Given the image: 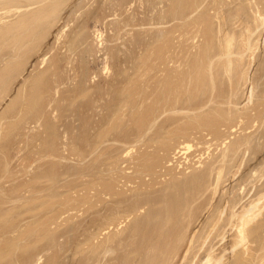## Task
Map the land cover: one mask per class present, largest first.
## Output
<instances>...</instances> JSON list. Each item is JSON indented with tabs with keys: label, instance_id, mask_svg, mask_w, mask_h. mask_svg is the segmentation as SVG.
I'll return each instance as SVG.
<instances>
[{
	"label": "rangeland",
	"instance_id": "obj_1",
	"mask_svg": "<svg viewBox=\"0 0 264 264\" xmlns=\"http://www.w3.org/2000/svg\"><path fill=\"white\" fill-rule=\"evenodd\" d=\"M0 26V264H264V0H0Z\"/></svg>",
	"mask_w": 264,
	"mask_h": 264
},
{
	"label": "bare ground",
	"instance_id": "obj_2",
	"mask_svg": "<svg viewBox=\"0 0 264 264\" xmlns=\"http://www.w3.org/2000/svg\"><path fill=\"white\" fill-rule=\"evenodd\" d=\"M31 2V1H30ZM7 10V9H6ZM55 14V13H54ZM48 16V15H47ZM37 17V16H36ZM45 18V17H44ZM36 19V18H35ZM41 19V18H40ZM37 20V19H36ZM31 25H33V24H31ZM1 27V26H0ZM21 27V26H20ZM30 27V26H29ZM161 32V31H160ZM167 37V36H166ZM11 38V37H10ZM5 40V39H4ZM33 41V40H32ZM30 42V41H29ZM24 48V47H23ZM151 52H152V49H151ZM153 72V71H152ZM158 80V79H157ZM153 81V80H152ZM152 95V94H151ZM24 99V98H23ZM1 122H3V121H1ZM57 135V134H56ZM222 172V171H221ZM220 172V173H221ZM219 176V175H218ZM166 190V189H165ZM166 193L168 194V192L166 191ZM166 197H168L167 195L166 196H164V198H166ZM174 197V196H173ZM174 198H172L171 196H170V198H166V200L165 201H171V200H173ZM188 199V198H187ZM255 199V198H254ZM264 199V198H263ZM248 201V200H247ZM177 202V201H176ZM171 203V202H170ZM179 203V202H178ZM249 203H250V201H249ZM254 204H255V202H254ZM253 204V205H254ZM264 204V203H263ZM173 205V204H172ZM246 205V204H245ZM243 206H244V204H243ZM247 206V205H246ZM252 206V205H251ZM250 206V207H251ZM247 207H249V206H247ZM244 208V207H243ZM177 209V208H176ZM241 209H242V207H241ZM246 209V208H245ZM260 209V208H259ZM180 211V210H179ZM222 211V210H221ZM220 211V212H221ZM252 211V208L250 209L249 208V210L245 213V215H243L242 217H241V225H239L240 227H239V232H240V234H239V240H238V244H240V243H243L245 240H248V239H246L247 238V233H246V230H245V228H246V226L247 225H249L250 224V222L252 221V219L254 218V217H257L256 215L255 216H252V217H247V215L250 213ZM165 212V211H164ZM164 212H163V214H164ZM258 212V211H257ZM260 212V211H259ZM258 212V213H259ZM262 212V211H261ZM176 213V212H175ZM220 214V213H219ZM153 216V215H152ZM222 216V215H221ZM220 216V217H221ZM167 217V216H166ZM163 218V217H162ZM237 218V217H236ZM171 220V219H170ZM169 220V221H170ZM231 222V221H230ZM238 222V221H237ZM150 223V222H149ZM166 223V222H165ZM164 223V224H165ZM217 223H218V221H217ZM234 223V222H233ZM215 224V223H214ZM240 224V223H239ZM147 225H148V223H147ZM151 225H153V226H151ZM154 225H156V224H154L153 222H151L150 224H149V227H151L153 230H156V228H154L155 226ZM198 225V224H197ZM218 224H216V226H217ZM215 226V227H216ZM231 226V225H230ZM148 228V227H147ZM196 229V228H195ZM238 229V228H237ZM193 231V230H192ZM197 233V232H196ZM209 233V232H208ZM194 236V235H193ZM225 236V235H224ZM236 236V235H235ZM206 238H207V236H206ZM191 239V238H190ZM191 242V241H190ZM237 242V241H236ZM248 243V242H247ZM191 245V244H190ZM212 245V244H211ZM217 245V244H216ZM231 245V244H230ZM234 245V244H233ZM217 246H219V245H217ZM192 247V246H191ZM202 247V246H201ZM231 247H232V245H231ZM245 247H247V246H245ZM217 248V247H216ZM150 249V248H149ZM209 249H212V248H209ZM214 249V248H213ZM224 249V248H223ZM226 249V248H225ZM247 249V248H246ZM251 249V248H250ZM207 250V249H206ZM231 250V249H230ZM194 251V250H193ZM229 252V251H228ZM250 252V251H249ZM213 253H215V252H213ZM227 253V252H226ZM187 255V254H186ZM185 255V256H186ZM205 256V255H204ZM210 256H211V254L208 256V254H207V259H206V261H209V260H211V258H210ZM249 256V255H248ZM252 256V255H251ZM226 257V256H225ZM250 257V256H249ZM257 257V256H256ZM205 258V257H204ZM202 259V258H201ZM214 259H215V257H214ZM219 259V258H218ZM222 259L223 258H220L219 260H217V262L216 263H214V264H221V261H222ZM236 260V259H235ZM213 261V260H212ZM188 263H190V262H188Z\"/></svg>",
	"mask_w": 264,
	"mask_h": 264
}]
</instances>
